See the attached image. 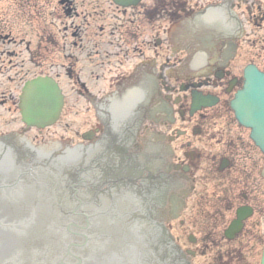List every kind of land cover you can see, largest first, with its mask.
<instances>
[{"label": "flooded vegetation", "instance_id": "flooded-vegetation-1", "mask_svg": "<svg viewBox=\"0 0 264 264\" xmlns=\"http://www.w3.org/2000/svg\"><path fill=\"white\" fill-rule=\"evenodd\" d=\"M172 2L165 8L140 0L123 8L109 1V20L100 25L97 10L95 17L80 12L82 2L57 0L71 14L34 73L54 79L63 96L56 122L62 128L53 135L69 141L73 112L82 156L108 160L118 150L125 157L127 174L119 182L141 193L155 223L174 230L168 247L176 264L197 257L204 258L196 264H257L264 156L235 121L230 100L246 65L264 69V0ZM22 44L31 59L40 56L39 44L32 49L30 41L0 34L1 71L5 62L13 66ZM16 102L11 90L0 91V105L16 110ZM20 133L0 127V146L25 143ZM108 170L111 181L116 172ZM172 202H183L177 218ZM240 209L247 216L228 237Z\"/></svg>", "mask_w": 264, "mask_h": 264}, {"label": "water", "instance_id": "water-1", "mask_svg": "<svg viewBox=\"0 0 264 264\" xmlns=\"http://www.w3.org/2000/svg\"><path fill=\"white\" fill-rule=\"evenodd\" d=\"M245 78L244 88L236 94L232 107L238 121L251 128L252 139L264 152V72L250 67ZM30 88L38 100L36 104L28 100L22 105L24 120L37 125L50 122L52 109L46 102L45 82L29 83L26 92ZM70 161L73 159L69 156L67 163ZM54 171L61 178L60 169ZM49 174L42 168L36 184L30 183L31 176L26 175L16 180L20 183L17 190H0V264H145L151 255L146 225H137L135 216L116 211L117 205L112 207V200L109 205L104 198L84 206L88 214L97 213V217L84 220L74 211L68 213L77 206L69 198V191H63L64 180L58 177L52 181ZM112 212H118L123 220L117 214L111 218L108 213ZM85 221L88 228L82 230ZM68 222L73 224L72 234L64 229ZM75 232L86 234L85 241ZM63 241H69V249L68 243L65 250L62 248Z\"/></svg>", "mask_w": 264, "mask_h": 264}, {"label": "rangeland", "instance_id": "rangeland-1", "mask_svg": "<svg viewBox=\"0 0 264 264\" xmlns=\"http://www.w3.org/2000/svg\"><path fill=\"white\" fill-rule=\"evenodd\" d=\"M76 1L83 3L79 6L81 13L85 11V13H91L95 17V10L102 13L99 17L100 22L97 21V23H102L103 18L110 15L108 0ZM55 4H57V0H0L1 33L8 34L16 41H30L32 49L33 45L39 44L36 49L40 54V56L31 59L24 51V44L18 45L16 50H22V52L11 59V63L18 64L17 70L6 72L8 74L0 73V91L5 88L9 89L8 87L12 91L15 90L16 86L20 84V75L25 74L23 76L29 77L38 71L40 63H44L45 46L49 45L50 40H61L60 36L63 35L61 24L64 22L65 17L62 12L54 8ZM9 77H12V80ZM18 90L19 86L16 91ZM13 118L16 119L15 122L11 121ZM68 120L70 127L68 126L67 133L72 135L71 129L76 128L78 124L77 115L73 112L69 113ZM19 125L20 119L17 111L8 110L6 106L0 105V127L7 129ZM61 128L62 124L50 128L48 132L57 131L59 133ZM31 134H33V131H28L27 135Z\"/></svg>", "mask_w": 264, "mask_h": 264}]
</instances>
